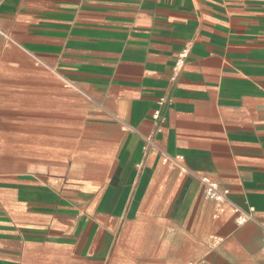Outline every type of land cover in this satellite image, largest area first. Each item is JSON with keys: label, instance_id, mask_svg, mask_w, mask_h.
<instances>
[{"label": "crops", "instance_id": "obj_1", "mask_svg": "<svg viewBox=\"0 0 264 264\" xmlns=\"http://www.w3.org/2000/svg\"><path fill=\"white\" fill-rule=\"evenodd\" d=\"M201 177L264 221V0H0V264H264Z\"/></svg>", "mask_w": 264, "mask_h": 264}, {"label": "built area", "instance_id": "obj_2", "mask_svg": "<svg viewBox=\"0 0 264 264\" xmlns=\"http://www.w3.org/2000/svg\"><path fill=\"white\" fill-rule=\"evenodd\" d=\"M188 50H189V47L186 46L178 54L177 60H176V67H180L182 65L184 58L186 57V55L188 53ZM158 117H159V111L155 110L153 113V118L156 119ZM145 140H146L147 145L151 144L150 136L145 137ZM168 158L170 159L171 162L176 163L181 158V156L175 155L173 157L169 156ZM200 181L203 184L205 196L215 200L218 203L220 210L222 209L224 203H230L231 209H232L233 213L235 214L236 222L239 224L243 223L245 221H248V220H253V221L257 222V224L261 228V231H262L263 237H264V221L256 220L252 216L250 211H245L241 207H239L238 205L232 203L228 197V193H229L228 188L221 187V186H219V184L217 182L212 181L210 179H207L205 177H201Z\"/></svg>", "mask_w": 264, "mask_h": 264}]
</instances>
